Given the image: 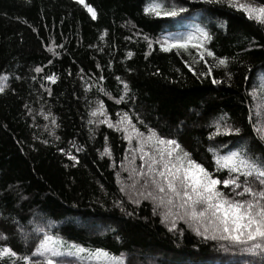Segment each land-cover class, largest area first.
Masks as SVG:
<instances>
[{"label": "trees", "instance_id": "1", "mask_svg": "<svg viewBox=\"0 0 264 264\" xmlns=\"http://www.w3.org/2000/svg\"><path fill=\"white\" fill-rule=\"evenodd\" d=\"M178 2L190 9L182 23L145 16V0H85L95 20L76 0H0V75L7 77L0 92V232L7 239L0 245L30 252L36 225L84 247L123 253L126 264H143L145 258L152 264H264L260 257L205 241L183 221L169 231L150 200L133 203L138 197L129 192L131 181L122 166L126 156L132 161L125 148L135 141L129 144L123 132L89 116L99 103L112 122L128 113L140 131L148 126L177 139L210 171V147L224 155L244 145L249 155L264 158V143L249 117L250 109L252 122L264 114V95L256 89L264 87V27L222 4ZM194 24L211 34L207 48L228 58L230 79L224 68H213L221 81L214 85L212 77L185 67L187 61L197 74L208 71L193 56L148 48L145 36L155 41L166 33L184 34ZM36 67L42 71L36 73ZM51 74L55 83L44 79ZM225 113L228 119L221 124L240 128V135L210 140V125ZM105 146L110 155H101ZM139 163L137 154L130 166ZM21 230L30 233L27 241Z\"/></svg>", "mask_w": 264, "mask_h": 264}, {"label": "snow or ice", "instance_id": "2", "mask_svg": "<svg viewBox=\"0 0 264 264\" xmlns=\"http://www.w3.org/2000/svg\"><path fill=\"white\" fill-rule=\"evenodd\" d=\"M191 2L192 0H189V3ZM201 2L222 4L242 13L247 20L264 27V2L258 0H201ZM76 3L82 5L93 20L96 19V12L85 3V0H76ZM189 11L190 9L178 0H145L143 7L145 16L169 19L176 23H182L187 19L183 14ZM211 39V34L198 24L192 25L187 33H166L157 37L155 41L145 36L149 49L156 45L164 53L176 50L179 55L183 51L193 56L195 63L202 62L208 71L197 74L192 64L184 61L189 72L193 75L212 77L211 82L215 85L221 81L213 77V68H224L225 75L229 79L231 76L227 71L228 58L218 57L207 48V42ZM190 49L194 50V54L189 51ZM49 50L51 51V47ZM131 55V52L127 53V56ZM147 55L148 53H145V56ZM206 57L214 63H208ZM34 71L40 73L42 69L36 67ZM44 79L55 83L56 75H46ZM245 79L247 80L248 76ZM5 80L7 77L0 75V92L5 89ZM100 80L102 81L103 77H100ZM117 80L120 81V78L117 77ZM256 89L264 95V87L257 85ZM123 90L128 91L127 83H124ZM254 94L255 91L249 92V95ZM123 99L122 95L116 103L119 104ZM89 116L97 117L96 123L106 124L114 131L123 132V139L129 144L135 141L133 147L125 148V152H131L132 161L138 154L139 165L130 166L132 161L126 156L127 163L122 166V171L128 172V179L131 181L128 185L129 192L132 196L138 197L132 201L133 203H139V199L150 200L153 204V213L156 214L159 210L161 223H165L169 231L177 230V222L183 221L196 236L202 237L205 241L217 242L224 251L260 257L264 261V158L249 155L244 145L224 155H218L217 151L210 147L208 151L213 153L214 163V168L210 171L197 162L177 139L162 136L148 126H145L146 132L140 131L136 124L132 123L128 113H120L119 118L112 122L104 111V105L99 103L98 108L89 112ZM101 116L103 119L98 118ZM249 117L257 139L264 143L262 119L264 114L252 122L250 109ZM47 118L46 116L45 119ZM227 119L225 113L212 122L210 127L214 131L209 133L210 140L219 135H240V128L227 123L221 124V121ZM88 123L92 124L93 120L90 119ZM137 123L140 121L137 120ZM52 124L54 128L59 126L55 117L52 118ZM49 135H52L51 131ZM60 151L69 160L77 161V157L71 152H65L64 149ZM105 154L110 155L107 146L101 153ZM221 170H226L227 175L219 178L214 175V172ZM218 185L223 187L220 188ZM120 191L122 194L125 192L123 185H120ZM32 232L36 234V243L28 253H18L8 244L0 245V264H5V261L7 264H126L123 253L117 256L102 248L84 247L58 235H52L50 231L36 225L33 226ZM21 235L25 241L30 238V233L22 230ZM6 239V234L0 232V240ZM248 264L254 262L249 261Z\"/></svg>", "mask_w": 264, "mask_h": 264}, {"label": "rangeland", "instance_id": "3", "mask_svg": "<svg viewBox=\"0 0 264 264\" xmlns=\"http://www.w3.org/2000/svg\"><path fill=\"white\" fill-rule=\"evenodd\" d=\"M98 229V227H97ZM100 230V229H99ZM144 259V258H143ZM143 264H152L147 258H145L143 261H142ZM135 264H138V262H136ZM141 264V263H140Z\"/></svg>", "mask_w": 264, "mask_h": 264}]
</instances>
